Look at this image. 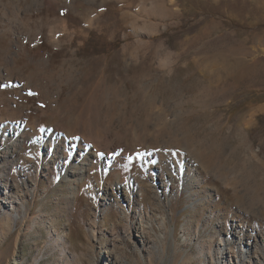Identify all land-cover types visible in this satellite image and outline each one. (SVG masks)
Here are the masks:
<instances>
[{"label": "rangeland", "instance_id": "rangeland-1", "mask_svg": "<svg viewBox=\"0 0 264 264\" xmlns=\"http://www.w3.org/2000/svg\"><path fill=\"white\" fill-rule=\"evenodd\" d=\"M0 264H264V0H0Z\"/></svg>", "mask_w": 264, "mask_h": 264}, {"label": "bare ground", "instance_id": "bare-ground-1", "mask_svg": "<svg viewBox=\"0 0 264 264\" xmlns=\"http://www.w3.org/2000/svg\"><path fill=\"white\" fill-rule=\"evenodd\" d=\"M28 137H30V136H28ZM30 139H32V138H29V140ZM60 139L63 141L64 149L66 151L70 152V154H69L70 157L71 158L73 157L74 159L78 160V162L74 165L75 173H79V175L81 177L80 179H83L84 177H86L88 175L87 173L89 172V170L92 169L91 164H90V161H92V159H91L92 155H95V158L99 159L98 151H92V148L90 147V145L88 143L84 142L83 140H81L80 138H77V137H72L69 139H67V138L63 139L60 137ZM62 141H61V143H62ZM18 144L22 146V144H23L22 140H20L19 142H15V145H18ZM16 150H18V149H16ZM18 152H20V151H18ZM9 153H10V151H7L6 155L8 156ZM75 153H77L78 156H76ZM71 158H68V161L74 160L73 158L72 159ZM117 189H118V193L121 192V193L125 194L128 202H130V204H131L132 197H133L131 194L133 192L128 190L126 183L124 185L122 183H119L117 186ZM146 229L147 228L143 227L142 231L137 230L136 232L142 238L144 235L143 232H145Z\"/></svg>", "mask_w": 264, "mask_h": 264}]
</instances>
